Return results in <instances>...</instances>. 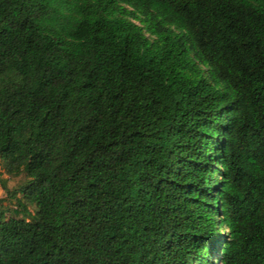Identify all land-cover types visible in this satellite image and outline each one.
I'll return each instance as SVG.
<instances>
[{
    "label": "trees",
    "instance_id": "trees-1",
    "mask_svg": "<svg viewBox=\"0 0 264 264\" xmlns=\"http://www.w3.org/2000/svg\"><path fill=\"white\" fill-rule=\"evenodd\" d=\"M0 166V264H264V0H0Z\"/></svg>",
    "mask_w": 264,
    "mask_h": 264
},
{
    "label": "rangeland",
    "instance_id": "rangeland-1",
    "mask_svg": "<svg viewBox=\"0 0 264 264\" xmlns=\"http://www.w3.org/2000/svg\"><path fill=\"white\" fill-rule=\"evenodd\" d=\"M0 173H2V168L0 166ZM3 178H7L5 174L2 175ZM19 179H9L7 182V187L11 191L20 183ZM19 197V196H18ZM28 210L31 214L34 213V208L28 206ZM14 211L18 212L15 206V201L11 199L0 186V212L4 213V218L9 217H21V215H16Z\"/></svg>",
    "mask_w": 264,
    "mask_h": 264
}]
</instances>
